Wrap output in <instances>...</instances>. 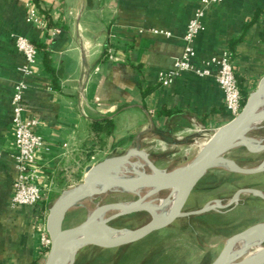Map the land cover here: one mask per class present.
I'll use <instances>...</instances> for the list:
<instances>
[{
	"label": "crops",
	"instance_id": "obj_1",
	"mask_svg": "<svg viewBox=\"0 0 264 264\" xmlns=\"http://www.w3.org/2000/svg\"><path fill=\"white\" fill-rule=\"evenodd\" d=\"M200 1L0 0V264L46 259L35 228L38 210L11 205L17 176L11 100L24 63L13 36L38 50L34 75L26 80L25 117L37 121L35 132L45 143L36 163L49 212L55 198L84 179L97 153L137 142L181 144L230 121L214 76L185 72L168 87L159 84V74L182 56ZM29 6L44 18L42 26L27 22ZM203 23L194 65L230 53L249 97L264 79V0H225L207 10ZM109 48L119 61L107 58Z\"/></svg>",
	"mask_w": 264,
	"mask_h": 264
},
{
	"label": "water",
	"instance_id": "obj_2",
	"mask_svg": "<svg viewBox=\"0 0 264 264\" xmlns=\"http://www.w3.org/2000/svg\"><path fill=\"white\" fill-rule=\"evenodd\" d=\"M263 103L264 79L249 95L242 112L217 130L197 158L186 166L171 171H160L154 167L147 155L141 152L143 159L151 169L149 174L144 173L139 179L107 177L106 175L132 158L134 150L138 152L134 149L119 158L88 167L82 184L59 196L49 209L46 227L51 239V247L44 264H75L78 253L87 247L116 249L138 243L176 220L203 216L210 212L230 211L239 205L242 196L245 195L264 201L263 191L255 188H241L235 192L227 204H222V201L217 200L200 210L185 211L196 187L216 167H223L228 172L241 176L264 173V160L258 166L245 167L228 156L237 149H243L252 155L264 153V139L251 136L253 132L264 128L262 126L264 109L261 108ZM136 147L139 149L138 142ZM96 183L104 184L105 189L97 191ZM152 189H155L154 192H149L144 199L164 190L172 191L167 199L162 200L164 203H170L173 192L177 191L174 206L165 216L158 215L157 212L153 213L148 207L133 208L127 203H114L98 207L91 216L77 226L64 228L68 213L89 197L101 196L110 191L139 193ZM120 210L121 212H118L116 216L105 219L106 214ZM139 212H146L151 217L145 225L139 228L116 229L110 224L113 219ZM241 243L245 245L244 252L237 255L236 246ZM257 247L261 250L249 255V251ZM245 255H247L245 258L238 260ZM212 264H264V222L254 224L230 237Z\"/></svg>",
	"mask_w": 264,
	"mask_h": 264
},
{
	"label": "rangeland",
	"instance_id": "obj_3",
	"mask_svg": "<svg viewBox=\"0 0 264 264\" xmlns=\"http://www.w3.org/2000/svg\"><path fill=\"white\" fill-rule=\"evenodd\" d=\"M215 132L192 135L181 144L168 143L161 147L158 144L142 143L139 149L134 145L121 152L97 153L94 166L106 160L119 158L137 149L139 153L143 152L147 155L157 170L171 171L195 160L200 154L199 146L210 139ZM251 136L264 139V128L253 132ZM228 156L233 160L240 161L245 167L258 166L264 160V153L252 155L243 149H237ZM139 163L142 165L134 168V165ZM118 170L117 173L110 172L111 175L134 178L137 174L151 172L148 163L140 156H133ZM231 174L233 173L223 167L212 169L192 193L185 211L200 210L217 200L222 201V204H227L235 192L241 188H255L264 192V173L254 176L234 174L239 177L231 176ZM82 182L83 180L74 183L72 188L67 191L77 188ZM147 194L148 190L139 193L110 191L101 196L89 197L68 213L64 228L81 224L98 207L114 203L135 204L144 199ZM170 194V190H164L145 200L157 204L159 201L167 199ZM117 214L116 211L110 212L105 215V219L112 218ZM208 214L201 218L198 216L176 220L166 228L129 246L116 249L84 248L78 253L75 264H115L123 256L126 257L125 264H212L230 237L254 224L264 222V201L245 195L242 196L239 205L234 209ZM150 219L148 213L139 212L113 219L110 224L116 229H136L145 225ZM246 256L238 258V260L240 261Z\"/></svg>",
	"mask_w": 264,
	"mask_h": 264
},
{
	"label": "built area",
	"instance_id": "obj_4",
	"mask_svg": "<svg viewBox=\"0 0 264 264\" xmlns=\"http://www.w3.org/2000/svg\"><path fill=\"white\" fill-rule=\"evenodd\" d=\"M225 0H201L200 6L196 10L193 18L187 25L183 37V53L176 61L173 70L161 72L159 74V84L168 87L175 78L185 72H192L197 77L205 78L214 76L216 84L223 93L224 104L229 115L230 121L236 118L243 110L244 97L239 86L231 54L224 52L220 56H214L206 61L201 67L194 65L196 57L195 42L199 35L205 30L203 19L207 10L215 5L223 3ZM27 22L42 26L44 18L35 7L29 6ZM155 34L171 36L170 33L152 30ZM14 45L17 52L23 57L24 63L19 67V72L23 78L14 87L11 100L12 106V127L15 138V162L17 176L13 184L14 192L11 205L18 207L36 208L40 215V222L36 223V231L40 235L41 253L47 257L51 239L47 232L48 212L45 205L48 200L47 191L41 182V175L37 166V154L45 147L44 140L35 132L37 121L27 119L25 114V94L29 88L26 80L33 77L34 65L37 61L38 50L27 38L14 35ZM107 58L112 62L119 61L115 50H107Z\"/></svg>",
	"mask_w": 264,
	"mask_h": 264
},
{
	"label": "bare ground",
	"instance_id": "obj_5",
	"mask_svg": "<svg viewBox=\"0 0 264 264\" xmlns=\"http://www.w3.org/2000/svg\"><path fill=\"white\" fill-rule=\"evenodd\" d=\"M211 139V138H210ZM210 139H208V140H206V141H204L200 146H199V149H200V152H202V150L205 148V146L207 145V143L210 141ZM199 145V144H198ZM134 153V156H140L141 158H143L142 157V155H141V153H138V152H135V150L133 151ZM199 152V153H200ZM139 165H142V164H135L134 165V168H136V167H139ZM135 170V169H134ZM113 171H115L116 173L117 172H119V170L118 169H115V170H113ZM144 174V173H143ZM143 174H137L136 175V177H134V178H137V179H139V178H142L143 177ZM110 175V176H109ZM107 177H110V178H119V177H117L115 174L114 175H111V173L110 174H108V175H106ZM95 186H97V191H102V190H104L105 189V185L104 184H102V183H96L95 184ZM154 190L155 189H152V190H148V193L149 192H154ZM172 192V191H171ZM176 195H177V191L175 190L174 192H173V196H174V198L170 201V203H164V202H162V201H159V203H157V204H154V203H152V202H147L145 199L144 200H142V201H140V202H138L137 204H130V206L131 207H133V208H135V207H148V209H150L153 213L154 212H157V214L158 215H161V216H165L166 214H168L169 212H170V210L173 208V206H174V203H175V200H176ZM146 196V195H145ZM151 196V195H150ZM149 198V197H148ZM159 208V209H158ZM114 212V211H113ZM116 212H121V210L120 211H116ZM101 218H102V216H101ZM244 244L243 243H241V244H239V245H237L236 246V253H237V255L238 254H241V253H243L244 252V250H243V248H244ZM261 250V248L260 247H257L255 250H253V251H249V255H251V254H254V253H256V252H258V251H260Z\"/></svg>",
	"mask_w": 264,
	"mask_h": 264
},
{
	"label": "trees",
	"instance_id": "obj_6",
	"mask_svg": "<svg viewBox=\"0 0 264 264\" xmlns=\"http://www.w3.org/2000/svg\"><path fill=\"white\" fill-rule=\"evenodd\" d=\"M34 2H37V0H33ZM243 97H244V102H243V107H244V105H245V103H246V100H247V98H248V96L247 95H245V94H243ZM96 126V125H95ZM110 126L111 125H109L107 128H110ZM237 163H239L241 166H242V163L240 162V161H238V160H235ZM231 176H237V175H234V174H231ZM237 177H239V176H237ZM203 181V180H202ZM201 181V182H202ZM200 182V183H201ZM207 216L209 215V214H206ZM206 215H204V216H199L200 218L201 217H205ZM125 260H126V257L125 256H123V257H121V259L120 260H118L115 264H125Z\"/></svg>",
	"mask_w": 264,
	"mask_h": 264
}]
</instances>
